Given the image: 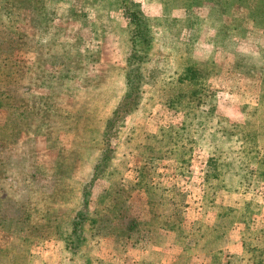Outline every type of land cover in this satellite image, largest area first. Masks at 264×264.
Segmentation results:
<instances>
[{
  "label": "rangeland",
  "instance_id": "1",
  "mask_svg": "<svg viewBox=\"0 0 264 264\" xmlns=\"http://www.w3.org/2000/svg\"><path fill=\"white\" fill-rule=\"evenodd\" d=\"M130 1L156 40L90 187L126 89L124 0H0V264H264V0Z\"/></svg>",
  "mask_w": 264,
  "mask_h": 264
},
{
  "label": "trees",
  "instance_id": "2",
  "mask_svg": "<svg viewBox=\"0 0 264 264\" xmlns=\"http://www.w3.org/2000/svg\"><path fill=\"white\" fill-rule=\"evenodd\" d=\"M240 2V0H236ZM125 16L133 26L132 29V47L127 58V73L125 76V93L118 103L114 106L111 116L106 120L103 128L102 149L98 156L97 162L92 167L93 180L89 184L90 187L93 181L98 178L100 174L106 172L107 163L111 158L112 150L110 149L111 138L116 137L125 125L126 118L138 109L141 103V89L144 85V71L143 65L147 62L148 55H150L152 43L156 40L153 33L150 18L146 16L140 9L138 4L130 0H124ZM190 79H197L198 72L192 70ZM15 84V83H14ZM2 96V95H0ZM129 139V138H128ZM153 158L160 159L159 155ZM157 162L152 165H156ZM140 175L143 178L142 171ZM119 187L123 185V180L118 183ZM88 185H83L81 196L79 198L78 208L70 221V247L76 248L85 241L84 238V224L92 213L89 212L88 204L90 200V188ZM115 207H110L109 211H115ZM104 216V215H103ZM175 224L174 226H176ZM170 227H173L170 226ZM32 229H36L33 226ZM32 229L30 233H32Z\"/></svg>",
  "mask_w": 264,
  "mask_h": 264
}]
</instances>
